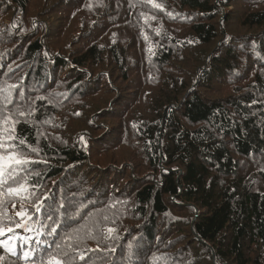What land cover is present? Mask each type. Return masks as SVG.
I'll return each mask as SVG.
<instances>
[{
  "label": "trees",
  "instance_id": "trees-1",
  "mask_svg": "<svg viewBox=\"0 0 264 264\" xmlns=\"http://www.w3.org/2000/svg\"><path fill=\"white\" fill-rule=\"evenodd\" d=\"M154 3L0 0V264H264V0Z\"/></svg>",
  "mask_w": 264,
  "mask_h": 264
},
{
  "label": "snow or ice",
  "instance_id": "snow-or-ice-1",
  "mask_svg": "<svg viewBox=\"0 0 264 264\" xmlns=\"http://www.w3.org/2000/svg\"><path fill=\"white\" fill-rule=\"evenodd\" d=\"M149 3H152V6L154 8H160L161 5L154 3V0H148ZM147 38V37H146ZM5 101L7 103H11V99L9 96H5L4 97ZM19 116L24 117V116H30L32 115V111H20ZM9 123L14 124L15 121L11 120L10 117L5 116L4 117V124L8 125ZM5 131L7 132L8 135V139H14V127H9L6 128ZM83 142V141H82ZM21 144H24V141L21 140L20 141ZM33 152H36L37 149L36 148H32L31 149ZM31 161L28 158L22 157V156H18L15 152H11L8 155H0V176L4 175L5 169L11 165H26L28 163H30ZM9 178H13L12 174H9ZM27 188L25 185H21L20 187L17 188H9L8 192L10 194H20L23 192H26ZM35 206V205H34ZM37 210H39V208L37 207ZM18 216L20 217H25L26 216V212L23 210V205L21 206V211H19L17 213ZM49 219H51V215L48 217ZM59 221H53V225L47 226L49 227V235L56 233L57 231V226ZM17 227H19V225H17ZM7 231L10 233L12 231L11 228H8ZM114 230L113 229H108L109 233H112ZM0 235H4V229H0ZM70 236L73 234H69ZM0 247H4L6 249V251L12 255H15V248L10 246V245H0ZM129 249L131 250L133 245L131 243H129L128 245ZM75 251V249L72 248V246L69 244L67 246H65L63 243L61 244H57L56 245V251L54 254L51 255V258L48 261V264H75L76 262V257L72 254ZM33 255L32 251H25L22 254V259L24 260L25 264H28V261L31 260ZM58 257H63V259H60ZM4 257L0 256V261H3ZM85 259V257L81 254L80 255V260L83 261ZM14 264V262H13Z\"/></svg>",
  "mask_w": 264,
  "mask_h": 264
}]
</instances>
